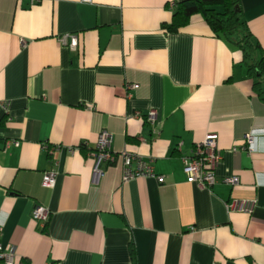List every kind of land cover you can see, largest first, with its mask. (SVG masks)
<instances>
[{
  "label": "crops",
  "instance_id": "1",
  "mask_svg": "<svg viewBox=\"0 0 264 264\" xmlns=\"http://www.w3.org/2000/svg\"><path fill=\"white\" fill-rule=\"evenodd\" d=\"M180 1L0 0V245L17 260L264 264V104L241 51L201 15L164 28ZM239 7L264 51V0ZM71 35L76 50L61 42ZM102 130L116 158L94 176L88 155ZM251 131L261 134L247 152ZM210 133L221 159L205 188L181 158ZM5 140L19 145L3 150ZM123 151L153 158L163 182H122ZM233 176L237 184L223 182ZM232 199L255 205L229 212ZM35 205L49 210L46 223L32 219Z\"/></svg>",
  "mask_w": 264,
  "mask_h": 264
},
{
  "label": "built area",
  "instance_id": "2",
  "mask_svg": "<svg viewBox=\"0 0 264 264\" xmlns=\"http://www.w3.org/2000/svg\"><path fill=\"white\" fill-rule=\"evenodd\" d=\"M83 3H89L91 0H80ZM41 0H28V5L33 6L40 3ZM64 45H67L71 50H76L78 40L75 35L64 36L61 39ZM146 123L154 127L156 124V112L149 110L145 115ZM154 133L157 135L158 130L154 129ZM261 133L257 131H251L245 135L242 144V149L247 152H254L256 149V141ZM112 137L107 130H102L99 135L94 149L89 153L88 157L93 162V175L98 176L103 172L101 168L102 163L107 165L112 164L115 161L116 155L111 151ZM17 140H5L3 144V150H7L10 146H18ZM180 143L178 147H180ZM121 159V180L122 182H128L137 177H155L160 183L163 182L162 176L155 175L152 162L153 158L148 160L143 159L137 154L128 153L123 151L118 154ZM221 159V154L217 148V136L216 134H207L201 141L195 144L189 155L181 158L184 171L190 182L197 183L205 188H210L215 182L214 170ZM55 171H47L42 176V186L45 188H51L55 183ZM223 182L229 185H235L238 183L236 176L224 178ZM254 200H238L232 199L226 203V209L229 212H241L249 214L254 208ZM50 212L47 208L39 205H35L31 212L33 220L46 223L49 219ZM1 231V228H0ZM0 262L2 264H24L23 261L17 260L14 255V250L11 246L2 248L0 245Z\"/></svg>",
  "mask_w": 264,
  "mask_h": 264
},
{
  "label": "trees",
  "instance_id": "3",
  "mask_svg": "<svg viewBox=\"0 0 264 264\" xmlns=\"http://www.w3.org/2000/svg\"><path fill=\"white\" fill-rule=\"evenodd\" d=\"M195 14L204 18L215 36L222 37L241 51L243 65L252 80L253 92L264 104V51L253 40L242 18L239 0H184L176 2L171 22L164 28L175 32L185 27L191 16Z\"/></svg>",
  "mask_w": 264,
  "mask_h": 264
}]
</instances>
